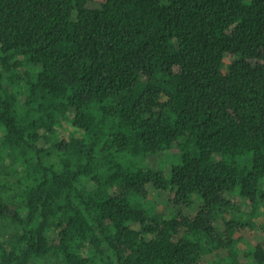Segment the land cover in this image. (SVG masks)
<instances>
[{
	"label": "trees",
	"instance_id": "16d2710c",
	"mask_svg": "<svg viewBox=\"0 0 264 264\" xmlns=\"http://www.w3.org/2000/svg\"><path fill=\"white\" fill-rule=\"evenodd\" d=\"M13 173L0 264H264V0H0Z\"/></svg>",
	"mask_w": 264,
	"mask_h": 264
},
{
	"label": "rangeland",
	"instance_id": "374dc122",
	"mask_svg": "<svg viewBox=\"0 0 264 264\" xmlns=\"http://www.w3.org/2000/svg\"><path fill=\"white\" fill-rule=\"evenodd\" d=\"M163 3H166L168 0H161ZM65 127V126H64ZM65 132L70 131L71 128H69L67 125L65 127ZM173 157H168V156H160L157 157L151 161L148 159H145L142 165L146 167H153V168H158L162 170L165 173V176L169 178V165L171 164V161ZM19 171V168H18ZM18 175V176H17ZM18 178L19 174L13 173V174H8V175H0V197H2L5 200H14L17 201L20 198V194L22 192V188L19 186L18 183ZM160 193L156 192L155 194L151 195L149 197V202L150 203H161L160 202ZM164 201V199H163ZM149 205V204H148ZM148 205H146L148 207ZM240 209L243 213V218L248 220L250 217L248 215L249 210L246 207L245 201H241V206ZM253 222L257 224L255 228H248L245 230H239L237 232V237H242V241L240 242L239 249L242 251L243 247L245 246V243L251 242L253 238L256 237V239L261 238L262 231L258 228V226H261L262 223H264V208L260 209V214L257 215L256 217L253 218ZM19 230V226L17 223H15L10 217H2L0 218V238L8 239L11 236H13L17 231ZM217 251L213 250L212 254L208 253L205 261L206 264H222L219 262L218 258L215 256V253ZM239 253V252H238ZM221 256L227 257L226 252H221ZM242 256V254L238 255V259ZM230 261L227 262L229 264ZM32 264H62L59 260H40V261H35Z\"/></svg>",
	"mask_w": 264,
	"mask_h": 264
}]
</instances>
